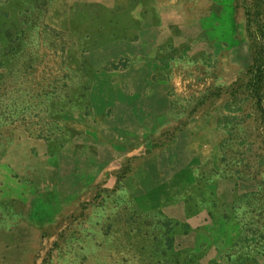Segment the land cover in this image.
<instances>
[{"label": "rangeland", "instance_id": "obj_1", "mask_svg": "<svg viewBox=\"0 0 264 264\" xmlns=\"http://www.w3.org/2000/svg\"><path fill=\"white\" fill-rule=\"evenodd\" d=\"M0 264H264V0H0Z\"/></svg>", "mask_w": 264, "mask_h": 264}]
</instances>
